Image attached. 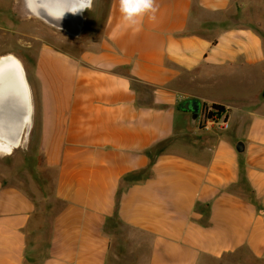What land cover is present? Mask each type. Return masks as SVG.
Listing matches in <instances>:
<instances>
[{
    "label": "crops",
    "instance_id": "0c3cea01",
    "mask_svg": "<svg viewBox=\"0 0 264 264\" xmlns=\"http://www.w3.org/2000/svg\"><path fill=\"white\" fill-rule=\"evenodd\" d=\"M155 5L136 31L109 0L101 35L74 49L38 36L26 138L46 195L0 177V264H28L46 216L41 264H107L112 219L138 264H264V0ZM186 100L223 106L229 127L191 128Z\"/></svg>",
    "mask_w": 264,
    "mask_h": 264
},
{
    "label": "rangeland",
    "instance_id": "374dc122",
    "mask_svg": "<svg viewBox=\"0 0 264 264\" xmlns=\"http://www.w3.org/2000/svg\"><path fill=\"white\" fill-rule=\"evenodd\" d=\"M108 1L92 0L90 7L83 12V21L79 33L70 34L31 14L25 0H0V53L2 56L10 53L21 61L30 85L35 116L38 93L30 74H28L25 59L31 58L30 52L35 54L42 45V40H38V36L44 37L59 48L74 49L77 44H81L80 42H87L88 39L101 35ZM258 27L260 31H264V24L258 25ZM35 36L37 37L35 38ZM258 98H262V96ZM35 130L32 129L27 138L26 136L23 137L20 145L11 154L0 153V177L6 183L21 186L39 200L41 196L46 195V187L43 188L42 181L48 175L43 173V156L40 153L37 130ZM197 130L203 131L202 129ZM240 187L244 188V185H240L239 189ZM242 191L248 195L245 189ZM49 224V216H46L43 226L31 232L28 264H41L45 257ZM107 230L111 237V249L107 264H138L137 257L140 251L135 246L132 230L117 219L108 222Z\"/></svg>",
    "mask_w": 264,
    "mask_h": 264
},
{
    "label": "bare ground",
    "instance_id": "6f19581e",
    "mask_svg": "<svg viewBox=\"0 0 264 264\" xmlns=\"http://www.w3.org/2000/svg\"><path fill=\"white\" fill-rule=\"evenodd\" d=\"M70 3L69 11L72 12L74 9L84 7L81 0H70ZM79 12L81 11L74 12V14ZM22 72L25 73L24 67L16 56L9 53L0 57V153L4 155L11 154L20 145L23 137L27 135L26 127L19 139L18 135H14V133L17 130V125L30 123L31 112L33 113L28 81L27 89L30 92L27 105L28 115L25 116L24 113L25 100L23 91L20 89Z\"/></svg>",
    "mask_w": 264,
    "mask_h": 264
},
{
    "label": "water",
    "instance_id": "95a60500",
    "mask_svg": "<svg viewBox=\"0 0 264 264\" xmlns=\"http://www.w3.org/2000/svg\"><path fill=\"white\" fill-rule=\"evenodd\" d=\"M25 3L31 14L42 18L49 24L59 29L65 30L67 33L70 34L79 33L83 21V12L87 9L85 8V10L74 14V12L69 11L71 7L70 0H25ZM21 76H22V82H21L22 84L20 85L21 86L20 89L23 91L24 100H25L24 113L25 116H27L28 115L27 105L29 102L30 92L27 89L28 80H26L27 77H25V73L22 72ZM262 96L264 97V89L262 91ZM31 104L33 110L32 95H31ZM181 108L191 112L190 114L191 128H194L197 113L200 108V103L196 100H186L181 105ZM32 119H33V113L31 112L30 123H27L25 125L21 123L19 126L17 125V130L14 133V135H18V139L20 138L24 127L27 128V133H28L32 125ZM236 150L238 152L243 151V144L241 142H238L236 144Z\"/></svg>",
    "mask_w": 264,
    "mask_h": 264
},
{
    "label": "clouds",
    "instance_id": "9594fccd",
    "mask_svg": "<svg viewBox=\"0 0 264 264\" xmlns=\"http://www.w3.org/2000/svg\"><path fill=\"white\" fill-rule=\"evenodd\" d=\"M81 2L84 7L74 9V12L83 11L91 5V0H81ZM156 11L157 6L155 5V0H119L121 19L128 22L129 27L136 26V31L140 30L139 25L146 14L150 13L149 19L155 20Z\"/></svg>",
    "mask_w": 264,
    "mask_h": 264
},
{
    "label": "built area",
    "instance_id": "2783aa9c",
    "mask_svg": "<svg viewBox=\"0 0 264 264\" xmlns=\"http://www.w3.org/2000/svg\"><path fill=\"white\" fill-rule=\"evenodd\" d=\"M195 126L198 129L208 132L213 128L225 130L229 127V123L225 110L217 111L213 109L211 105L206 104V106H204V104H200Z\"/></svg>",
    "mask_w": 264,
    "mask_h": 264
},
{
    "label": "trees",
    "instance_id": "16d2710c",
    "mask_svg": "<svg viewBox=\"0 0 264 264\" xmlns=\"http://www.w3.org/2000/svg\"><path fill=\"white\" fill-rule=\"evenodd\" d=\"M204 106H206V104H204ZM211 107L217 111H222L224 110L223 106L221 105H218V104H211ZM161 149H158L157 151H160ZM149 155L150 157L152 158L153 160V153L152 152H149ZM243 168V165L240 163V170ZM142 175V173L140 174H137V175H134V174H131V175H128L124 178V180L126 181H130V180H134L138 177H140ZM247 191H250L248 188H247ZM250 199L253 200L252 196H250ZM254 201V200H253Z\"/></svg>",
    "mask_w": 264,
    "mask_h": 264
}]
</instances>
